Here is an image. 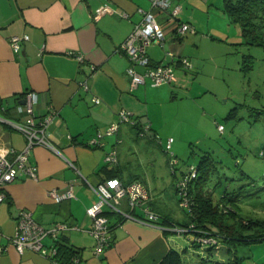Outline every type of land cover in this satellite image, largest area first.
<instances>
[{
  "label": "crops",
  "instance_id": "1",
  "mask_svg": "<svg viewBox=\"0 0 264 264\" xmlns=\"http://www.w3.org/2000/svg\"><path fill=\"white\" fill-rule=\"evenodd\" d=\"M185 3L186 0H171L165 12L153 9L162 25L164 40L162 44L146 48L151 62L171 63L175 71L182 73L176 75L177 80L172 84L153 86L145 81L132 87L126 74L130 60L119 45L140 21L139 9H151L150 0H0V99L4 107L0 109V117L22 121L24 114L17 109L23 105V93L28 90L37 93L33 106L37 117L50 109L57 112L47 128L53 149L35 145L30 151L36 178L21 177L5 186L6 197L0 203V264H50L48 258L36 251L26 249L18 253L11 243L20 210L30 211L44 227L55 222L77 226L64 230L58 237L79 252V260L73 264H157L168 250L181 252L185 243L182 237H187L168 220L185 221L184 216L179 217L181 209L174 188L179 177L174 175L170 197L157 193L165 190L157 177L152 182L155 185L138 174L124 177L119 164V144H116L117 177L123 182L141 180L150 192V208L161 214V219L156 223L138 219L137 216L142 215L138 207L132 211V216L124 215L130 212L126 199L118 205L120 213L105 209L112 225V241L97 256L92 251L91 219L85 209L97 198L94 190L97 182L113 174L109 171L113 165L105 162L106 154L117 138L129 132L128 127L123 126L126 124H121L115 134L105 135L109 125L117 122L118 112L125 109L141 123L148 120L153 128L157 109L175 99L178 88H186L184 83L193 87V73L200 64L195 62L190 69H185L176 60L184 57L185 50L181 35L175 32L176 23L187 22L193 28L182 36L195 32L190 22L181 20ZM102 4L109 6L107 12L93 18V12ZM175 7L179 10L172 16L170 11ZM25 33L29 39L23 40L19 51L14 52L9 37ZM76 53L82 60L74 56ZM84 79L87 90L79 85ZM93 97L99 101L94 102ZM97 133L102 134V144L88 145ZM0 145L16 149L24 146L21 133L2 119ZM69 185L74 197L55 201L50 195V191L61 193ZM168 185L170 187L171 182ZM121 216L122 220L117 223ZM43 243L55 244L50 237H45ZM220 249L222 246L216 249L217 259L223 261L231 255L227 248L225 254L220 253ZM236 259L238 264L242 263L237 254L234 262Z\"/></svg>",
  "mask_w": 264,
  "mask_h": 264
},
{
  "label": "rangeland",
  "instance_id": "2",
  "mask_svg": "<svg viewBox=\"0 0 264 264\" xmlns=\"http://www.w3.org/2000/svg\"><path fill=\"white\" fill-rule=\"evenodd\" d=\"M181 15L195 29L186 36L179 34L184 57L193 66L200 64L193 73V87L184 83L186 88H178V96L157 109L153 128L145 135L123 125L129 132L115 143L121 147L119 164L124 177L138 174L150 184L157 177L165 187L157 193L170 197L174 175L182 176V171L198 165L205 154L211 171L205 188L212 191L214 201L225 191L228 196L237 193L239 216L264 217V46L246 42L258 37L243 35L240 24L224 9V0H186ZM258 33L264 39V27ZM168 139L171 147L166 149ZM171 159L177 161L175 174ZM182 239L183 260L195 264H238L236 254L245 256L241 264H264V240L232 246L231 255L221 261L215 252L210 254L207 248ZM225 251L222 244L219 252Z\"/></svg>",
  "mask_w": 264,
  "mask_h": 264
},
{
  "label": "built area",
  "instance_id": "3",
  "mask_svg": "<svg viewBox=\"0 0 264 264\" xmlns=\"http://www.w3.org/2000/svg\"><path fill=\"white\" fill-rule=\"evenodd\" d=\"M151 9L140 10L141 19L134 24L129 34L120 43L119 49L128 57L130 65L126 68V74L130 79V85L136 87L138 84L149 81L153 86L161 84H172L176 82L177 76L174 67L167 62H151L146 54V48L151 44H162L164 40L163 29L160 22L156 19L153 9L165 12L171 0H150ZM109 6L102 4L93 12V18H98L107 12ZM179 8L175 7L170 14L175 16ZM125 15V14H124ZM193 30L192 26L187 22H177L175 26L176 34H185L187 31ZM29 39L25 33L22 35H11L9 43L14 52L19 51L21 42ZM167 54H171L167 52ZM79 60H82L80 54H75ZM172 58V55H171ZM178 63L185 69H190L192 64L186 57H177ZM137 67H142L138 70ZM94 68V67H92ZM79 85L84 89H88L87 80L79 81ZM37 93L28 90L23 93V105L18 107V112L24 114L22 121L13 122L12 120H3L14 127L21 133L24 138V146L21 149H16L13 146L0 145V203L6 197L5 186L21 177L36 178L35 167L30 163V151L35 145H42L52 148L48 137V125L56 115V111L50 109L45 115L37 117L33 112L34 103L37 101ZM94 102H98L97 97H93ZM133 124L134 118L132 113L121 109L118 112L117 122L109 125L105 131V135L115 134L121 124ZM149 124L143 126L144 130L149 128ZM221 129V125H218ZM101 133H97L94 138L88 141V145H101ZM120 142V138L116 139V143ZM114 147L106 154L105 162L110 165L117 163V147ZM171 147V139L167 140L166 149ZM195 172L192 170L190 177H194ZM180 189L186 186V180L178 183ZM97 198L86 207L85 212L91 219L89 232L94 238L93 254L101 255L109 246L108 235V219L104 210H119L118 204L126 199L131 207H138L144 219L151 222L158 218V214L147 205V200L150 198V192L147 186L139 179H132L128 182H123L117 177L100 180L94 187ZM50 195L55 201H60L65 198L74 197L71 190V185L63 192L56 190L50 191ZM127 216H130L126 214ZM69 228H77L76 225H68L65 222H55L50 227H44L38 223L30 211L20 210L17 216L15 232L10 237L11 243L14 245L18 253L26 249L36 251L50 260V264H60L55 258L57 253L55 245L47 246L43 243L45 237H50L54 242L58 239L60 233ZM78 261V257H73L69 263L73 264Z\"/></svg>",
  "mask_w": 264,
  "mask_h": 264
},
{
  "label": "trees",
  "instance_id": "4",
  "mask_svg": "<svg viewBox=\"0 0 264 264\" xmlns=\"http://www.w3.org/2000/svg\"><path fill=\"white\" fill-rule=\"evenodd\" d=\"M224 9L228 12L232 21L240 24L244 36L253 35L259 39L250 38L246 40L247 43L264 46V39L258 33V29L264 27V0H224ZM0 109L4 110L1 99ZM145 124L137 121L135 118L134 123L129 125L136 129L137 135L143 136L146 133V130L143 128ZM201 156L199 164L196 166L189 165L185 171H182V176L174 183L177 203L184 214L185 221L178 223L168 219L171 225L181 235L186 236L192 246L207 248L210 254L216 253V249L222 246V244H225L230 252V249L233 248L232 246L247 245L264 240V217L239 216L236 203L237 198H235L237 193L228 196V191H225L219 196L217 201H214L212 191L205 188L211 172L205 162L207 155L203 154ZM176 162V159H171L170 161L173 173H176L174 168ZM192 170L195 172L194 177H190ZM109 171H113L110 178L117 177L115 165ZM182 180H186V186L181 190L178 183ZM149 201L150 198L146 202L147 205H149ZM117 207L119 210L108 209V211L120 213L121 210L119 206ZM135 208L137 207L129 206L130 212L128 215L132 216L133 214L131 213ZM104 212L106 215V210ZM156 213L158 214V218L150 223H156L161 219L162 215L158 212ZM137 217H139L138 219H144L143 215ZM121 220L122 216L117 223ZM108 229L109 242L111 244L110 233L112 225L110 222L108 223ZM54 245L57 250L55 258L60 264L69 263L73 257H78L79 260V252L70 245L58 239L55 240ZM184 250L186 251L187 248ZM157 264H195V262L183 260L181 252L170 249Z\"/></svg>",
  "mask_w": 264,
  "mask_h": 264
},
{
  "label": "water",
  "instance_id": "5",
  "mask_svg": "<svg viewBox=\"0 0 264 264\" xmlns=\"http://www.w3.org/2000/svg\"><path fill=\"white\" fill-rule=\"evenodd\" d=\"M23 103V102H22ZM0 119L6 120V118L0 117ZM5 122V121H4Z\"/></svg>",
  "mask_w": 264,
  "mask_h": 264
}]
</instances>
